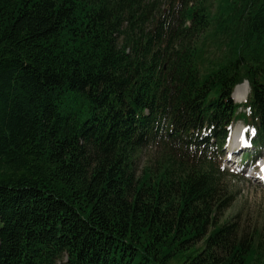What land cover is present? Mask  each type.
Masks as SVG:
<instances>
[{"label":"trees","instance_id":"16d2710c","mask_svg":"<svg viewBox=\"0 0 264 264\" xmlns=\"http://www.w3.org/2000/svg\"><path fill=\"white\" fill-rule=\"evenodd\" d=\"M238 121L264 143V0H0V264H264Z\"/></svg>","mask_w":264,"mask_h":264},{"label":"rangeland","instance_id":"374dc122","mask_svg":"<svg viewBox=\"0 0 264 264\" xmlns=\"http://www.w3.org/2000/svg\"><path fill=\"white\" fill-rule=\"evenodd\" d=\"M235 102L238 104L242 103L237 101ZM243 111L245 112L243 109L240 110V112ZM239 125L242 127L244 126L243 122L239 121L234 125V127ZM241 129L242 128H238L237 133H242L240 131ZM243 131H246L247 133V127L243 128ZM253 135H255L254 132ZM244 136L245 135L241 138L242 143L240 142L241 144L239 145L237 141H234L231 138L232 142L229 140L226 148L218 153L219 158L217 159V162L222 169H228L224 182L227 183L232 192L237 195L231 208L226 211L224 220L235 217V215L241 213V221L243 222V225L246 228H252L255 224H262L264 222V184L259 183L261 170H258V165L264 168V147L261 148L258 146V149L254 150L255 146L253 145L252 147L250 145V148L252 149L249 150H254V153L257 156L255 160L248 156H244V151L239 154H235L239 152L238 148L243 147L244 139L246 141V137ZM252 138H254V136H252ZM247 142L250 144L252 141L250 139ZM156 158H158L157 148L151 146L144 150L138 160V171L141 172L144 167L155 165L157 162ZM241 161H243L242 164H240ZM232 163L233 165H231Z\"/></svg>","mask_w":264,"mask_h":264},{"label":"bare ground","instance_id":"6f19581e","mask_svg":"<svg viewBox=\"0 0 264 264\" xmlns=\"http://www.w3.org/2000/svg\"><path fill=\"white\" fill-rule=\"evenodd\" d=\"M248 95H249V88H248V84L245 83L244 85L237 87V89L234 93V100L237 102H245L246 98H248ZM238 128H242V126L241 125L236 126V128L232 134V139L234 141H237L238 145H239L242 143L241 138L243 137V133H240V134L237 133ZM263 173H264V171H263Z\"/></svg>","mask_w":264,"mask_h":264}]
</instances>
